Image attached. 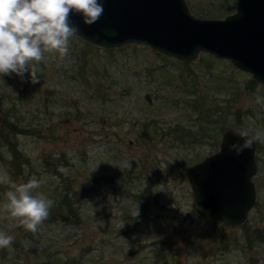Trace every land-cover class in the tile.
Masks as SVG:
<instances>
[{
    "label": "rangeland",
    "instance_id": "obj_1",
    "mask_svg": "<svg viewBox=\"0 0 264 264\" xmlns=\"http://www.w3.org/2000/svg\"><path fill=\"white\" fill-rule=\"evenodd\" d=\"M186 2L211 18L236 5ZM38 75L37 84L27 74L0 78V130H25L12 136L20 173L0 143V231L18 241L0 249V264H264V140L256 205L239 225L199 217L184 174L218 150L226 129L264 133V84L209 53L181 61L142 43L103 48L77 36L65 58L46 53ZM33 176L53 202L67 194L79 222L52 219L50 209L24 239L2 205L11 183Z\"/></svg>",
    "mask_w": 264,
    "mask_h": 264
},
{
    "label": "water",
    "instance_id": "obj_2",
    "mask_svg": "<svg viewBox=\"0 0 264 264\" xmlns=\"http://www.w3.org/2000/svg\"><path fill=\"white\" fill-rule=\"evenodd\" d=\"M101 2L104 12L94 24L85 25L79 14L70 17L79 29L76 36L84 41L103 48L142 43L181 61L205 52L227 59L264 84V0H236L234 12L222 18L193 15L186 0ZM146 98L150 101L148 94ZM240 131L226 129L217 151L184 167L193 211L227 226L243 223L257 200L256 142L240 154L229 151L231 144L243 143L235 135Z\"/></svg>",
    "mask_w": 264,
    "mask_h": 264
},
{
    "label": "clouds",
    "instance_id": "obj_3",
    "mask_svg": "<svg viewBox=\"0 0 264 264\" xmlns=\"http://www.w3.org/2000/svg\"><path fill=\"white\" fill-rule=\"evenodd\" d=\"M103 12L101 0H0V78L15 74L25 82L27 74L28 82L39 83L38 65L45 61V54L56 53L65 58L70 40L78 34L71 15L79 14L85 25H91ZM235 135L243 143L231 144L229 151L237 154L251 148L257 140H264L262 132L249 135L240 131ZM43 183L44 179L35 176L24 183H11L2 205L10 217L31 233H36L49 218L54 203L37 191ZM13 241V236L0 231V249L11 250Z\"/></svg>",
    "mask_w": 264,
    "mask_h": 264
},
{
    "label": "trees",
    "instance_id": "obj_4",
    "mask_svg": "<svg viewBox=\"0 0 264 264\" xmlns=\"http://www.w3.org/2000/svg\"><path fill=\"white\" fill-rule=\"evenodd\" d=\"M199 12L203 14V10L199 9ZM207 16H213V15H207ZM250 82L254 83V80H250ZM6 124H7V128H9V131H5L3 129L0 130V143L6 146L8 153L11 155V160L9 162L12 165H14L16 168L17 167L19 168V170L16 173L18 174L20 173V171H22L20 166L24 163L23 162L24 155L22 154V152L16 145L15 141H12L13 140L12 136H14L18 132H25V130L18 126H15L12 123L7 122ZM0 158L1 159L3 158L1 151H0ZM72 203L73 202L71 201V199L68 198L67 194L64 195V199L62 200V202H60V204L54 201L53 206L51 208L52 209L51 218L54 219L56 217H61V219L68 221V222H72V223L79 222L80 214L77 211V209L72 206ZM31 234H34V233H31L25 230V234L23 235V238L26 239L27 236L29 237ZM259 235L260 234H258V236ZM13 244L14 245L12 246V250L16 249L14 246L18 244V241H14ZM4 253H7V251H4Z\"/></svg>",
    "mask_w": 264,
    "mask_h": 264
}]
</instances>
